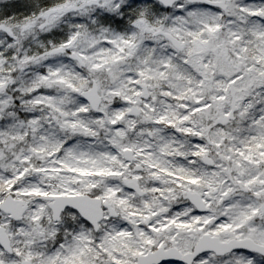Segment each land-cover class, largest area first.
<instances>
[{
  "label": "snow or ice",
  "instance_id": "snow-or-ice-1",
  "mask_svg": "<svg viewBox=\"0 0 264 264\" xmlns=\"http://www.w3.org/2000/svg\"><path fill=\"white\" fill-rule=\"evenodd\" d=\"M0 264H264V0H0Z\"/></svg>",
  "mask_w": 264,
  "mask_h": 264
}]
</instances>
